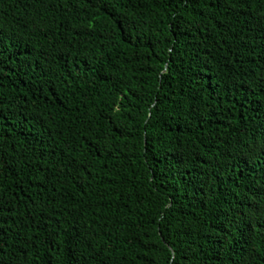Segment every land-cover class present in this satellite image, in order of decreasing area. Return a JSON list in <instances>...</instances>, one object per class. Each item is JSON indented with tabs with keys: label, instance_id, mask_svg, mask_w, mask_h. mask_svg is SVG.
Returning a JSON list of instances; mask_svg holds the SVG:
<instances>
[{
	"label": "trees",
	"instance_id": "trees-1",
	"mask_svg": "<svg viewBox=\"0 0 264 264\" xmlns=\"http://www.w3.org/2000/svg\"><path fill=\"white\" fill-rule=\"evenodd\" d=\"M0 264H264V0H0Z\"/></svg>",
	"mask_w": 264,
	"mask_h": 264
}]
</instances>
